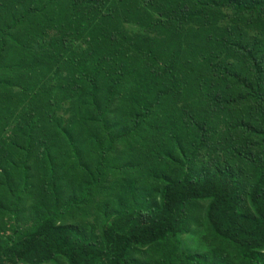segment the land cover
Wrapping results in <instances>:
<instances>
[{
    "label": "trees",
    "instance_id": "16d2710c",
    "mask_svg": "<svg viewBox=\"0 0 264 264\" xmlns=\"http://www.w3.org/2000/svg\"><path fill=\"white\" fill-rule=\"evenodd\" d=\"M0 264H264V0H0Z\"/></svg>",
    "mask_w": 264,
    "mask_h": 264
},
{
    "label": "rangeland",
    "instance_id": "374dc122",
    "mask_svg": "<svg viewBox=\"0 0 264 264\" xmlns=\"http://www.w3.org/2000/svg\"><path fill=\"white\" fill-rule=\"evenodd\" d=\"M200 205H202V204H200ZM195 209H197V207H195ZM197 214H198L197 218L199 219V216L202 214H200V213H197ZM199 230H201V229H199ZM182 243H183V247H184L185 251H187L189 253L199 255L203 252V248L201 247V245L198 244V241L196 240L195 235L194 236H192V235L183 236L182 237Z\"/></svg>",
    "mask_w": 264,
    "mask_h": 264
},
{
    "label": "bare ground",
    "instance_id": "6f19581e",
    "mask_svg": "<svg viewBox=\"0 0 264 264\" xmlns=\"http://www.w3.org/2000/svg\"><path fill=\"white\" fill-rule=\"evenodd\" d=\"M138 122V121H137Z\"/></svg>",
    "mask_w": 264,
    "mask_h": 264
}]
</instances>
